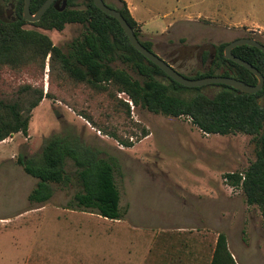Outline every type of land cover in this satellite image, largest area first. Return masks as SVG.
Listing matches in <instances>:
<instances>
[{
  "label": "rangeland",
  "instance_id": "374dc122",
  "mask_svg": "<svg viewBox=\"0 0 264 264\" xmlns=\"http://www.w3.org/2000/svg\"><path fill=\"white\" fill-rule=\"evenodd\" d=\"M105 1L110 7L120 6L118 0ZM132 2L145 6L157 21L168 22L179 12L180 17L163 33L161 28L150 33L140 27V39H150L152 51L188 78L206 69L201 55L204 51L213 53V44L242 37L264 43V0ZM12 4L13 0H0V17L7 11L12 15ZM24 27L40 30L63 48L82 30L76 23L66 24L62 31L43 30L31 22ZM47 62L46 58L41 74L22 71L3 75L14 86H42L50 96L32 110L26 135L18 132L0 141V229L37 228L34 234H0V264H13V254L29 247L24 239L29 236L35 239L34 250L42 252L49 264H208L220 232L227 236L236 264H264V219L255 206L246 204L243 208L245 197L240 188L236 198L239 196L237 203L243 207L230 215L220 212L216 199L205 195L197 201L194 196L196 180L243 171L255 160L250 135L213 134L207 142L193 145V138L185 131H195L196 127L187 117H165L131 104L130 116L124 112L118 116L106 97H93L80 84L62 81L50 73ZM216 90L203 87L208 95ZM118 97L128 99L124 93ZM72 104L75 108L69 106ZM79 112H88L96 127L104 126L134 143L136 137L129 133L141 134L134 122L151 135L129 149L98 131ZM69 131L97 148L100 156L116 159L122 219L70 209L78 190L75 186L51 183L53 193L46 203L28 200L39 179L27 174L18 158L39 156L49 137ZM66 169L75 171L72 161L67 160Z\"/></svg>",
  "mask_w": 264,
  "mask_h": 264
},
{
  "label": "trees",
  "instance_id": "16d2710c",
  "mask_svg": "<svg viewBox=\"0 0 264 264\" xmlns=\"http://www.w3.org/2000/svg\"><path fill=\"white\" fill-rule=\"evenodd\" d=\"M118 1L120 6L111 8L121 12L139 41L152 51V42L140 39L139 24L125 0ZM43 2L31 0L30 11L34 13ZM13 5V18L0 17V141L18 132L26 135L32 110L44 97L50 96L49 91L44 93L42 86L30 83L14 86L3 75L22 71L41 74L47 58L51 74L55 73L62 81L69 79L80 84L93 97H106L118 116L121 112L130 116L132 105L165 117H187L193 126L207 134L250 135L255 160L243 171L225 173L224 179L229 185L240 188L246 204L255 206L264 219V101H260L264 97V84L260 91L252 94L224 84L206 85L217 88L212 95L203 91L205 86H183L138 52L118 20L98 9L92 0H56L40 20L31 23L43 30L57 31H62L66 24H80V34L64 48L54 45L40 30L24 27L29 23L22 16L24 0H13ZM226 44H213V53H202L201 63L207 67L194 78L222 75L256 84L257 78L252 72L224 58ZM232 53L251 63L264 77L261 50L241 45L233 48ZM166 62L174 67L173 63ZM120 93L127 96L131 105L118 97ZM69 106L74 107L73 104ZM78 114L96 127L97 122L88 112ZM133 124L141 134L131 131L129 135L139 141L148 130L138 122ZM96 128L121 145L131 147L134 144L104 126ZM67 160L75 167L72 173L66 169ZM18 163L27 174L39 179L28 194L30 202L46 203L52 197L51 183L75 186L78 190L68 206L70 209L91 210L110 220L122 219L120 192L115 181L119 166L116 159L100 156L97 148L84 144L76 134L70 131L53 134L44 142L39 156L19 157ZM208 264H236L222 232L217 235Z\"/></svg>",
  "mask_w": 264,
  "mask_h": 264
},
{
  "label": "crops",
  "instance_id": "0c3cea01",
  "mask_svg": "<svg viewBox=\"0 0 264 264\" xmlns=\"http://www.w3.org/2000/svg\"><path fill=\"white\" fill-rule=\"evenodd\" d=\"M125 2L128 5V9L131 15L138 22L139 27H141L143 32L149 31L151 33L157 28H161L160 32L163 33L173 25V23L177 20L178 17H180V14L178 12L177 14L175 13L172 19L168 22L157 21L156 18H154L148 13L145 6L132 2V0H125ZM185 133L186 136L193 138V140L191 141L193 145L207 142L208 138L213 135V134L204 133L197 127L195 131L186 130ZM150 135L151 132L148 130V134L146 136L142 137L139 141L135 142L133 146L127 148L135 149L140 143L149 139ZM194 185L196 186L194 189L195 199L197 201H201L202 197L205 195L210 197L211 199H216L217 203L219 204V210L220 212H223V214L225 213L227 215L228 214L230 215L231 214L230 211H234L235 213L236 212L235 210H240V208L243 207L241 204L237 203L239 196H237L236 198V194L238 195V193H240L238 187H233L229 185L224 179V177L220 175L217 177L214 176L212 178L198 179L196 180ZM120 199H121V195H120ZM243 204H244L243 208H246V203L243 202ZM195 207H197L196 203H195ZM221 216H223L222 213ZM36 232H37V228L34 227L22 228L18 226V228H13V229H7V228L0 229V234H10L13 236H16L17 234L20 233L34 234ZM24 239L27 240V245L29 247L25 248V250L21 251L20 253L13 254L10 263L13 264H49L50 263L48 262V260H46V257L42 252L34 250L35 249L34 237L29 236V237H25ZM226 240L228 244L227 236H226Z\"/></svg>",
  "mask_w": 264,
  "mask_h": 264
},
{
  "label": "water",
  "instance_id": "95a60500",
  "mask_svg": "<svg viewBox=\"0 0 264 264\" xmlns=\"http://www.w3.org/2000/svg\"><path fill=\"white\" fill-rule=\"evenodd\" d=\"M55 1L56 0H44V2L40 5V7L34 13H32L30 11L31 0H24L22 16L28 22L31 23L36 22L40 20V18L45 13V11L52 4H54ZM92 1L98 9L117 19L123 31L127 35L130 44L138 52H140L148 61L152 62L154 65L159 67L168 77H170L175 82L186 87H202L209 84H224L237 89L239 92H245L249 94L256 93L260 91L261 88L263 87L264 77L262 73L248 61L243 60L232 53L233 48L241 45L254 46L264 53V44L257 41L256 39L249 37L237 38L235 40L228 42L223 50L224 58L230 59L236 62L237 64L245 67L256 76L257 78L256 84H248L234 77L222 76V75L205 76L202 78H188L180 74L171 64L166 62L159 55L147 49L136 37L133 29L128 24V22L126 21V19L119 10L109 7L108 5L105 4L103 0H92ZM64 5L65 2H63V6Z\"/></svg>",
  "mask_w": 264,
  "mask_h": 264
},
{
  "label": "flooded vegetation",
  "instance_id": "af4514ba",
  "mask_svg": "<svg viewBox=\"0 0 264 264\" xmlns=\"http://www.w3.org/2000/svg\"><path fill=\"white\" fill-rule=\"evenodd\" d=\"M13 9H14V5L12 4L11 5V10H10L12 15H9L10 13H9V11H7L4 18H13Z\"/></svg>",
  "mask_w": 264,
  "mask_h": 264
},
{
  "label": "built area",
  "instance_id": "2783aa9c",
  "mask_svg": "<svg viewBox=\"0 0 264 264\" xmlns=\"http://www.w3.org/2000/svg\"><path fill=\"white\" fill-rule=\"evenodd\" d=\"M126 101H128V102L131 104V102H130V100H129V99H126Z\"/></svg>",
  "mask_w": 264,
  "mask_h": 264
}]
</instances>
